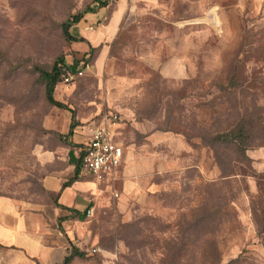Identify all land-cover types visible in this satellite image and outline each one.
I'll use <instances>...</instances> for the list:
<instances>
[{
  "label": "rangeland",
  "instance_id": "374dc122",
  "mask_svg": "<svg viewBox=\"0 0 264 264\" xmlns=\"http://www.w3.org/2000/svg\"><path fill=\"white\" fill-rule=\"evenodd\" d=\"M98 1L0 0V219L76 247L69 264H264V0ZM87 7L71 27L86 40H67ZM60 56L89 57L55 86L66 108L41 74ZM99 124L126 161L105 181L81 171L86 215L60 221L44 180L74 174ZM241 124L243 154L216 140ZM6 234L0 264H55Z\"/></svg>",
  "mask_w": 264,
  "mask_h": 264
},
{
  "label": "trees",
  "instance_id": "16d2710c",
  "mask_svg": "<svg viewBox=\"0 0 264 264\" xmlns=\"http://www.w3.org/2000/svg\"><path fill=\"white\" fill-rule=\"evenodd\" d=\"M107 4H108L107 0L98 1V7L100 8L107 6ZM96 9L97 8L95 7H87L85 10L71 15L68 21H66L63 24V32L67 40L75 41V42L86 40L84 37H78L74 35L71 32V27L81 22V20L84 18L86 13L96 12L97 11ZM88 58L89 57L85 56L81 59L75 60L72 63H68L63 56H60L56 59L50 71H46V70L41 71V74L45 80L46 98L50 104L57 106L59 108H66L64 103H62L61 101L55 98L54 96L55 86L60 80H63L66 74H69V73L78 74L79 72H81L86 67L88 63ZM72 132H73V126H71V129H70V133ZM216 140L221 143H225L227 145L229 144L235 145L236 149L239 150L243 154V152H245V149H246L245 126L241 124L238 131L233 129V130H229L224 133H220L216 137ZM69 160H70V163L75 166V171H74V174L67 181L64 182L63 188L70 186L73 182L79 179V174L82 168L81 158L75 154L74 150L70 151ZM57 206H60L64 209H68L67 207L63 206L60 203H58ZM68 210L72 211V213L70 215L60 217L59 219L60 221L66 220L70 217H74L77 215H78V218L82 220L84 219L86 215V211L81 212L78 209H68ZM75 255L79 256V255H83V253L79 251L76 247H74L71 253L65 258V262L63 264H69L72 257Z\"/></svg>",
  "mask_w": 264,
  "mask_h": 264
},
{
  "label": "built area",
  "instance_id": "2783aa9c",
  "mask_svg": "<svg viewBox=\"0 0 264 264\" xmlns=\"http://www.w3.org/2000/svg\"><path fill=\"white\" fill-rule=\"evenodd\" d=\"M70 75L73 74H66L63 80L68 82ZM74 151L81 158L82 173L99 181L113 178L126 161L124 146L105 124L91 127L87 140L77 145Z\"/></svg>",
  "mask_w": 264,
  "mask_h": 264
},
{
  "label": "crops",
  "instance_id": "0c3cea01",
  "mask_svg": "<svg viewBox=\"0 0 264 264\" xmlns=\"http://www.w3.org/2000/svg\"><path fill=\"white\" fill-rule=\"evenodd\" d=\"M90 36L96 38V35L94 36L93 34H91ZM68 179H65L64 181L62 180L56 181V180H53L51 177H47L44 180V184L52 192L59 193V198L61 199L60 204L67 207L68 209H77L76 207H73L71 204L73 201H75V198H76L74 195L75 191L79 190L78 185H77L79 183V179L73 182L70 186L63 188L64 182L67 181ZM60 209L65 210V211H70L62 207H60ZM16 230L20 231L19 228H16L14 226L13 228L9 227V225L6 224L3 219H0V238L7 237L9 234L4 235V233L9 232L10 235H12L9 238L13 240L14 244L18 245V247L23 248L27 253L31 254L32 256H36V257L38 256V258L44 262L63 264L65 262V258L69 255L66 250L67 247L65 248V245H62L56 242H55L56 245L55 244L51 246L45 245L42 241L34 239L27 232H25L24 234L22 233L16 234L15 232ZM14 235L16 238L13 237Z\"/></svg>",
  "mask_w": 264,
  "mask_h": 264
}]
</instances>
